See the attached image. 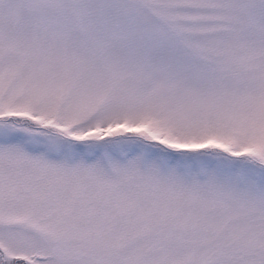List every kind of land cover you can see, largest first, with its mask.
<instances>
[{
  "label": "snow or ice",
  "instance_id": "obj_1",
  "mask_svg": "<svg viewBox=\"0 0 264 264\" xmlns=\"http://www.w3.org/2000/svg\"><path fill=\"white\" fill-rule=\"evenodd\" d=\"M0 264H264V0H0Z\"/></svg>",
  "mask_w": 264,
  "mask_h": 264
}]
</instances>
